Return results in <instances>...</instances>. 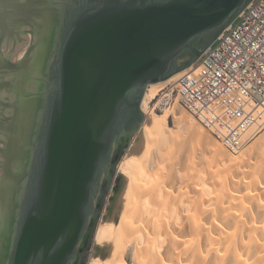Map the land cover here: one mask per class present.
<instances>
[{"label": "water", "instance_id": "water-1", "mask_svg": "<svg viewBox=\"0 0 264 264\" xmlns=\"http://www.w3.org/2000/svg\"><path fill=\"white\" fill-rule=\"evenodd\" d=\"M253 1L45 0L58 25L51 55L11 101L26 110L13 134L21 206L8 264L76 254L127 117L140 114L133 135L148 87L197 63Z\"/></svg>", "mask_w": 264, "mask_h": 264}, {"label": "bare ground", "instance_id": "bare-ground-1", "mask_svg": "<svg viewBox=\"0 0 264 264\" xmlns=\"http://www.w3.org/2000/svg\"><path fill=\"white\" fill-rule=\"evenodd\" d=\"M34 6L35 0L0 1V35H3V46L0 47L10 53L12 51L9 57L0 54L11 67L8 71V79L11 81L6 87V93L9 94L8 103L15 99L13 94L19 90L26 76L34 72L40 64L37 44L45 36L42 21L48 19L42 14H45L44 8L48 4L45 0H40L35 8ZM20 23L24 25L22 35L25 38L21 45L19 43L23 38H17V27ZM28 34L31 35L32 43L27 45ZM10 47L13 50L9 49ZM24 52L26 56L19 64L18 59ZM3 66L0 59V96L7 84ZM190 70L191 68L187 71ZM187 71L174 76L167 83L177 82ZM162 85H151L147 94L145 93L142 103L144 113L148 112L149 102L156 98ZM7 107L9 111L3 119L13 122L21 107H13L10 104H7ZM176 109L159 118L146 116L141 130L143 133H139L140 136L133 140L130 154L118 167V176L126 180L127 184L120 190L114 211L104 213L96 232L95 247L89 264H205L212 256L217 259V263L220 260V251L232 242V237L228 238L220 229V225L231 222L235 225L234 234L241 236L246 233L253 239L255 229L250 227L247 230L239 221L236 223L235 218H241L247 200L260 203L264 198V191L256 194L254 198L249 192L244 198L235 197L231 195L229 185L214 178L211 172H206L203 177L199 176V164L207 165V171L212 170L211 160L209 162L205 155L211 153L210 149L206 150L208 152L199 151L202 147L200 142H209V138L187 114ZM1 126L0 124V244L6 229L3 217L12 207L18 185L19 175L16 174L15 168L21 159L16 144L10 139L15 133L14 128L10 132ZM10 144H13L16 150L13 157ZM220 161H226L233 169L237 164L228 157ZM235 170L237 174L242 172L237 167ZM249 171L251 172V169ZM244 174L246 176L247 172ZM244 174L241 175L242 179ZM240 182L237 185H243L244 181L241 184ZM256 183H259L257 179ZM214 203L218 208V218L210 212ZM231 212L234 214L231 215ZM208 217L209 230L206 231L201 227V222ZM191 250H195V254L188 258Z\"/></svg>", "mask_w": 264, "mask_h": 264}, {"label": "built area", "instance_id": "built-area-1", "mask_svg": "<svg viewBox=\"0 0 264 264\" xmlns=\"http://www.w3.org/2000/svg\"><path fill=\"white\" fill-rule=\"evenodd\" d=\"M178 104L228 151L264 126V0H254L205 49L158 110Z\"/></svg>", "mask_w": 264, "mask_h": 264}, {"label": "rangeland", "instance_id": "rangeland-1", "mask_svg": "<svg viewBox=\"0 0 264 264\" xmlns=\"http://www.w3.org/2000/svg\"><path fill=\"white\" fill-rule=\"evenodd\" d=\"M39 1L40 0H35L34 8L38 5ZM14 5H15V3H14ZM34 8H33V12H32L33 19H35ZM47 19H48V17H47ZM30 36L31 35L28 34V37H29L28 42L26 40L27 45L30 43V39H32V38H30ZM4 52H5V55L8 57L12 53V51L10 53V51L6 50V49H4ZM25 54L26 53L24 52L22 57L19 58L18 60L22 59L25 56ZM1 62L4 63L3 59L1 60ZM192 67H196V63L191 65L190 67L184 69L183 71L175 74L174 76H177V75L187 71L188 69H190ZM173 77H171L170 79H172ZM169 80H167L163 83L157 84V85H162V84H164V85H162L159 88V92H158V95L156 96V98L149 102L148 112L144 113V111H143L144 120L140 124L137 131L129 137V139L127 140V142L123 148V150L119 153V157H117L115 160L116 161V167H115V171L113 172V180H112L111 187L108 190L106 196L102 200V203L99 207V209H100L99 210V216H98V218L96 220V224L93 228V231H94L93 238L86 245L85 264H89V262H90L92 252H93L94 247H95L96 232H97V229H98V227L102 221L104 213L114 211V207L117 204L119 197H120V190H123L127 184L126 180H124V179H122V177L118 176V167H119L120 163L122 162V160L128 154H130L129 152H130V149L132 147L133 140L136 137L140 136L139 133H143V131H141V130H142V127L145 123L146 116L151 115V116L159 118L161 116H164L166 113L171 112V110L176 109V108H177L176 109L177 111H180V110L183 111L185 114H187V116H189L195 122V125L200 127L199 129L201 131H203V133L206 135V137L209 138L207 140L209 142H204V143L200 142L199 145H200V147L201 146L202 147L200 148L199 151L201 152L202 150L206 151V150L210 149L209 151H211V153L206 151L209 154L205 153V155L207 158H209V162L211 160L210 169H212V170L207 171L208 169H205L207 165L205 166L204 164H201V165L199 164L197 167V172L199 170V172H198L199 176L201 175L203 177V175H205L206 172H211L212 175L214 176V178L216 177L217 179L221 180L222 182L224 181V183L226 182V184L229 185L230 191L232 190L231 195L235 196V197L244 198L246 196V194L249 192L251 194V197L254 198V196L256 194H259V192L263 193V191H264V126L261 129H259L258 131L255 130V132H251V133L248 132L249 134H247V135H248L249 139L247 138V142H246L244 148L238 154H231L206 129H204L196 121V119H194L186 110H184L178 104H176L175 106H172L170 108L164 109L162 111L158 110L161 99L163 98V93L173 89L176 85V82L167 83ZM152 86H150L147 89L146 94ZM25 110H26V108L24 106H22L20 112L22 113ZM28 112H29V110H28ZM20 121H22V118H20V114H18V117H16V119L13 118V122L12 121L7 122L6 120L1 119L0 124L2 125L1 127L6 128L7 131L11 132V129L14 128L15 133L17 131H20L23 133L24 128L22 127L23 124L20 123ZM157 133H159V132H157ZM10 139L17 146L16 137L14 135H12ZM206 143H208V145H205ZM10 147L12 148L11 151L13 152L11 154V157H13L15 154V151H16L15 146L13 144H10ZM203 147H205V149ZM17 152H18V149H17ZM133 155L135 156L136 154H133ZM226 157L232 159V161H235L234 162L235 164L237 163L240 166V167L237 166V164L235 165L237 167V169L239 168L242 171L240 174H237V171L235 170L236 167L233 169V167L228 166V163L226 161H224V162L220 161L222 158H226ZM241 167L242 168L244 167L243 169L247 172V174H246V176H248L247 180L245 179L246 178V176L244 174L245 171ZM247 169H249V170L251 169V172ZM242 173L245 176V177L243 176L244 179H242V176H241V175H243ZM256 179H257V182H259L258 184L256 183ZM233 182L235 185L233 184ZM239 182H240V184L243 182V185H237ZM254 186H256V187H254ZM211 189H212V187H211ZM214 193L216 195H218L217 192H214ZM242 193H243V195L244 194L245 195L243 196ZM211 200H212V198H211ZM208 202H210V201H208ZM246 203H247L246 206H243V208L245 207L243 210V213H242L243 215H241V218L239 220L237 218H235V220H236V223L239 221V223H241V225H243L244 228H247V230H249L250 227H253L255 229L256 232H255L254 236L252 237L253 239H251L248 236V234H246V233L241 235V236H239L238 234H234V233H236L235 232V225L232 222H231V224L225 223L223 225H220V229L225 232V234L228 236V238L232 237V242H230L228 244V246H226L223 250L220 251V260L217 263H215V260H217V259H215V257L212 256L207 260V262L205 264H264V209H263L264 208V198L261 200L260 203L258 202L259 204L256 201L254 202V200H251V201L247 200ZM211 209H213V210L212 211L210 210V212H212L213 214H216V216L218 218L219 213L217 211L218 208H216V203H214L212 205ZM232 212L230 213L231 215L234 214ZM209 219L210 218L208 217L206 220H203L201 222V227L203 229H205L206 231L209 230V222H207V221H209ZM258 247H259V249H258ZM201 249H202V247H201ZM203 249H204V247H203ZM193 254H195V250L190 251L188 258H191ZM202 254L204 256V253H202ZM188 261H190V260H186V262H188ZM189 264H192V262H189Z\"/></svg>", "mask_w": 264, "mask_h": 264}, {"label": "flooded vegetation", "instance_id": "flooded-vegetation-1", "mask_svg": "<svg viewBox=\"0 0 264 264\" xmlns=\"http://www.w3.org/2000/svg\"><path fill=\"white\" fill-rule=\"evenodd\" d=\"M1 1V0H0ZM48 4V3H47ZM47 8V10H46ZM46 8H44L45 10V14H47L46 16L48 17V21H42V24L44 26V33L43 35H45L39 42V44H37V56L39 59V63L42 64L44 63L43 61H45L46 59H48V57L51 55V49L54 45V41H55V34L56 31L58 30V25L55 22L56 17L52 18V16L49 14L51 13L53 10H55L54 8H51L50 5L48 4V6H46ZM58 19V18H57ZM34 21V19H33ZM24 25L23 24H19L17 27V33L18 36L17 38H23V41H21L19 44L21 45L25 38L22 35V30H23ZM28 29V28H26ZM3 35H0V46L2 47V37ZM37 39V38H36ZM31 40V39H30ZM32 43V41H30ZM34 44H32L33 46ZM9 49H12V47H10ZM27 49V46H26ZM0 59L4 61V63H2L4 66L2 68L5 69V76H6V85L2 91V94L0 96V115H1V119H3V117L5 116L6 118V112L9 111L7 104H10L11 106L15 107V105H13L11 102L8 103L7 98L9 100V94L6 93V87L8 86L9 82L11 81V79H8L9 77V70H10V65H8V63H6L5 61H7L5 58H1ZM45 59V60H44ZM39 68V66L37 67ZM33 94H28V97H31ZM15 100V99H14ZM12 101V100H11ZM139 115H129L127 117V122L125 125H123V127L121 128L120 131V135L117 138V141L115 143V147L113 149L112 152V156L110 159V167H108L106 173L104 174V177L101 181V185L99 188V192L96 195V198L94 200V204H93V212L90 216L89 219V223L87 225V228L85 230V233L82 237V240L77 248V252L74 256H72L66 264H85V250H86V245L87 243H89L91 241V235H92V231L94 228V223L96 222V219L99 216V207L102 203V200L104 199V197L106 196L108 190L111 187L112 184V180H113V172L115 171V167H116V158L119 157V153L123 150L127 140L129 139L130 135L127 133L126 131V126L127 128L129 127H133L135 124L139 123ZM16 193H14V204L15 205V210H14V214L16 212L17 217H15V215L12 216L10 215V210H8L6 213V215H4L3 220H4V225H5V232L3 237L1 238V244H0V264H8L9 263V259H10V253L13 249L14 246V235H15V228L17 226V220H19V209L21 206V195H20V189L19 186H17L16 188ZM5 207V206H4ZM12 208V207H11Z\"/></svg>", "mask_w": 264, "mask_h": 264}, {"label": "trees", "instance_id": "trees-1", "mask_svg": "<svg viewBox=\"0 0 264 264\" xmlns=\"http://www.w3.org/2000/svg\"><path fill=\"white\" fill-rule=\"evenodd\" d=\"M97 220V219H96ZM96 222L94 223V226H95ZM93 234H94V231H92V235H91V238H93Z\"/></svg>", "mask_w": 264, "mask_h": 264}]
</instances>
